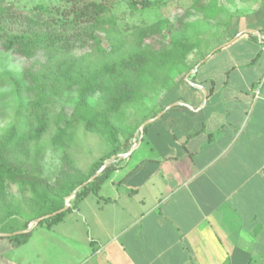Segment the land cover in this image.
Segmentation results:
<instances>
[{"label": "crops", "instance_id": "crops-1", "mask_svg": "<svg viewBox=\"0 0 264 264\" xmlns=\"http://www.w3.org/2000/svg\"><path fill=\"white\" fill-rule=\"evenodd\" d=\"M225 40L195 71L198 81L167 94L161 108L178 105L147 126L148 155L122 174L125 159L119 178L101 184L97 216L82 200L67 214L95 219L96 247L77 264H251L264 247V0ZM106 183L116 185L112 200ZM36 228L21 246L0 239V264H40L34 244L56 242Z\"/></svg>", "mask_w": 264, "mask_h": 264}, {"label": "trees", "instance_id": "trees-1", "mask_svg": "<svg viewBox=\"0 0 264 264\" xmlns=\"http://www.w3.org/2000/svg\"><path fill=\"white\" fill-rule=\"evenodd\" d=\"M58 1L60 6L37 7L40 13L47 15L39 21L15 12L4 5V0H0L2 49L27 60L39 52L46 55V63L42 67L26 68L23 72L24 79L31 84L28 90L32 94L23 123L20 120L24 116H19L15 123L0 132V201L4 205L7 187L15 184L20 191L31 194L33 215L29 219H20L16 212H8L0 223V233L13 234L25 230L36 219L60 210L65 198L94 175L105 161L126 153L131 148L134 133L124 135L121 143L118 139L120 130L112 119L119 116L123 107L137 102L148 86L158 90L162 87L170 92L175 86L174 76L182 75L180 79L183 81L184 76L213 50L202 54L192 67L187 65L189 55L199 48L198 39L189 35L196 23L188 20L192 14L218 23L219 16L225 13L216 0L205 3L204 0H195L175 24L166 19L157 20L121 32L117 29L116 17L110 11L109 0ZM232 1L227 0L230 4ZM149 5L146 1H131L128 4L131 10L136 11H143ZM224 26L228 29L230 22H225ZM165 30L166 35L163 33ZM77 50L85 54L75 56ZM194 79L192 74L189 81L194 82ZM169 82H172L171 85L166 86ZM69 90L75 91L77 98L71 110V121L66 122L64 114H59L58 123L61 122V126L56 129L50 143L59 145L69 142L67 129L75 121L82 122L87 132L102 136L111 150L94 162L87 174L69 166V159L64 156L65 165L58 171L59 178L49 184L40 177V161L45 149L41 139L47 130V105L50 101L47 94L58 96ZM95 94L100 96L103 107L100 110L88 105V99ZM162 109L144 117L143 122ZM146 129L147 126L143 129V136ZM120 160L115 159L93 182L79 189L66 211L42 220L33 229L43 223L51 226L60 222L81 200L97 195L101 184L117 169ZM259 229L254 233L257 234ZM30 235L31 232L0 239L12 242L13 246H21Z\"/></svg>", "mask_w": 264, "mask_h": 264}, {"label": "rangeland", "instance_id": "rangeland-1", "mask_svg": "<svg viewBox=\"0 0 264 264\" xmlns=\"http://www.w3.org/2000/svg\"><path fill=\"white\" fill-rule=\"evenodd\" d=\"M131 1H146L149 2L150 7L143 11L131 10L128 6ZM194 1L195 0H109L110 11L116 17L117 29L121 32H125V30H128L132 26L151 24L157 20L166 19L169 20L170 23L175 24L177 19L183 15L184 10L189 9ZM206 1L207 0H204V3ZM216 1L221 8L225 9V13L219 16L220 21L218 23H215L214 20L207 21L198 14H192V17L188 18L190 22H196L193 29L189 31V35L191 38L198 39L199 42V48L193 50L187 58L186 62L189 67L195 65L197 61L200 60L202 54L219 46L216 44L225 43V30L227 29L224 26L225 22H230L231 25V23L238 18L252 15L254 8L261 5L263 0H233L231 4L228 3L227 0ZM4 5L12 8L15 12L42 21L44 18H47V15L40 13L37 7L40 5L48 7L60 6V2L58 0H4ZM228 30L229 28L227 32ZM163 33L166 35L167 31L165 30ZM100 37L102 38V35H100ZM216 38L217 41L214 42ZM83 54H85V52L82 50H77L74 53L75 56H82ZM45 63L46 55L42 54V52L37 53L32 59L27 60L13 52H6L0 46V132L10 126V124L15 123L19 116H24V118L20 120V122L23 123L26 115L25 112L29 108L32 99V94L28 90L31 84L24 79L23 72L26 68L34 67V69H36L42 67ZM194 68L187 74L192 72ZM191 75L192 73L190 76ZM181 76L182 75H176L173 77V83H175V85L178 82H182L180 79ZM218 78L219 74L216 75L215 81L218 82ZM194 81L196 82L198 79H194ZM171 83L172 82L167 83L166 86L171 85ZM161 88L159 90L150 88V86L144 88L140 94L141 98L137 102L133 105L123 107L118 113L119 116L112 119V122L120 130L118 139L121 143L125 139L124 135L134 133L130 142L131 147L136 146L137 140L139 139L138 129L143 123L144 117L149 116L153 111H158V109L161 108L163 100L169 93ZM47 95L50 101L47 105V130L41 139L45 149L40 161V177L47 180L49 184H52L59 178L58 171L65 165L62 160L64 156H67L69 159V166L77 169L82 174H87L90 166L105 156L111 150V146L99 134L87 132L82 122L75 121H72V127L67 129V133L70 136L69 142L52 145L50 143L51 139L56 129L61 126V122L58 123L59 114L61 112L64 114L66 122L69 120L71 121V110L77 98L75 91L72 90L66 91L58 96L52 94ZM88 105L95 110L103 108L98 94L88 99ZM133 152V155L126 159L129 164L125 169H122V174L124 171H127V168L130 167L131 164H134L138 159L148 155L145 142H141L139 148H136ZM126 160L122 159L120 163L122 164L126 162ZM120 175L111 173L110 178L116 179L119 178ZM113 187L115 188L116 185L106 183L105 187L102 189V194L111 200L114 199L112 196L114 195ZM118 191L119 195L124 194L122 188ZM30 198L31 194L28 191H20L17 185L10 184L7 187L4 205L0 201V223L5 219L8 212H16L20 219L31 218L33 212L30 209ZM72 198L68 201V205L71 204ZM97 200V197L93 195L86 197L82 200L83 202L80 203V209L87 207L88 212L93 216V213L96 211L94 207ZM116 201L120 206L121 203L118 202V200ZM103 203L104 201L101 200L100 205ZM77 213L78 212H73L72 214L65 215L64 222L55 223L56 227L52 228L50 232L44 230V228L47 227L46 223H43L34 230V236L38 234L40 237L42 236V239L55 240L56 242L54 246H48L45 241L43 243L37 242L34 244L33 247L38 250V252H41V257L39 259L41 262L40 264H77L96 247V245H91V239L92 237L94 238L96 234L93 228V224L95 223L94 217L90 218L85 213H82V215H78ZM94 216L96 217L97 214L94 213ZM103 218L105 217L103 216ZM97 223L98 221L96 219V224ZM18 224H21V222ZM100 224H102V222L99 220V227L101 226ZM7 228L8 223L6 225V229ZM247 240L248 238L246 241ZM247 249L252 250V247H247ZM260 251L261 253H259ZM251 264H264V247L258 248V253L252 257Z\"/></svg>", "mask_w": 264, "mask_h": 264}, {"label": "water", "instance_id": "water-1", "mask_svg": "<svg viewBox=\"0 0 264 264\" xmlns=\"http://www.w3.org/2000/svg\"><path fill=\"white\" fill-rule=\"evenodd\" d=\"M240 34H237L234 38L238 37ZM226 44H223V45H220L218 46L217 48L213 49L207 56H205V58L203 60H201L194 68V70L192 72H190L189 74H187L185 77H184V81L185 82H189L190 84H192L190 81H189V77H190V74H194L195 71L197 70V68L209 57V55L213 54L214 52L218 51L219 49H221L223 46H225ZM193 85V84H192ZM197 88H199L204 94H205V90L200 87V86H197ZM204 99H205V96H204ZM178 103H173L167 107H165L164 109H162L158 114H156V116H154L153 118H150L146 121H144L140 126H139V129H138V133H139V139L137 140V144L136 146H133L131 147L126 153L124 154H120V155H117L116 158H111L110 160H107L105 161L102 166L94 173V175H92L91 177H89L84 183H82L80 186H78L72 194H70L68 197L65 198L64 200V206L63 208H61L60 210L52 213V214H48V215H45L43 217H40L38 219H36L34 222H32L27 229L25 230H22V231H17V232H14L13 234H3V233H0V237H9L10 235H22V234H27L30 232V230L37 226L39 222H41L42 220H45V219H48L52 216H55L57 214H60L64 211H66V209L69 207L68 205V201L73 197V195L79 190L81 189L82 187L88 185L89 183L93 182L95 178H97L115 159L116 160H119V159H127L129 156H131V154L133 153V151L136 149L137 146H139L141 144V139H142V136H143V129L150 125L151 123L155 122L157 119H159L162 115H164V113L166 111H168L169 109H171L172 107H175L177 106Z\"/></svg>", "mask_w": 264, "mask_h": 264}, {"label": "built area", "instance_id": "built-area-1", "mask_svg": "<svg viewBox=\"0 0 264 264\" xmlns=\"http://www.w3.org/2000/svg\"><path fill=\"white\" fill-rule=\"evenodd\" d=\"M264 85V75L262 76L261 80L258 83V86H263Z\"/></svg>", "mask_w": 264, "mask_h": 264}]
</instances>
